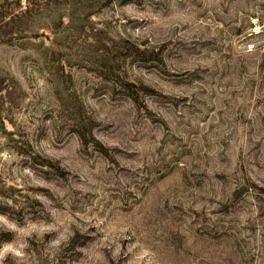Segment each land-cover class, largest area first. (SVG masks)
I'll return each mask as SVG.
<instances>
[{
	"label": "rangeland",
	"instance_id": "1",
	"mask_svg": "<svg viewBox=\"0 0 264 264\" xmlns=\"http://www.w3.org/2000/svg\"><path fill=\"white\" fill-rule=\"evenodd\" d=\"M58 1L0 0V264H264V0Z\"/></svg>",
	"mask_w": 264,
	"mask_h": 264
},
{
	"label": "trees",
	"instance_id": "2",
	"mask_svg": "<svg viewBox=\"0 0 264 264\" xmlns=\"http://www.w3.org/2000/svg\"><path fill=\"white\" fill-rule=\"evenodd\" d=\"M21 0H19V2H20ZM54 1V4H58V0H53ZM88 1H90V0H77V1H75V0H65L64 2H60L59 4H60V7H56V5H55V8H60V9H66L65 10V12L64 11H61V13L59 12L58 14H56V16H54V17H51V18H48L46 21H37L36 23H34L35 25H33L34 27L33 28H40V27H48V28H50V29H52V30H54V29H56L58 26H60V24H62V22H63V20H62V18H63V16H66L67 14H66V11H68V10H74V9H78L79 8V6L78 7H76V4H77V2H80V3H83V4H85L86 2H88ZM97 1H99L100 2V4H103V3H105V2H107V1H109V0H97ZM34 15H33V17H27V16H25V15H19V17H17V22H18V24H19V26H20V23L22 22V23H26L24 20H22L24 17H26L25 19H28V21L29 22H33V21H36V19H35V16H36V18H37V16H38V13L36 12V13H33ZM19 20V21H18ZM21 26H29L28 24L26 25V24H23V25H21ZM125 43L126 44H128L129 45V43H128V41L126 40L125 41ZM128 45H122V47L121 48H127V50H128V52H137L136 50H138L137 49V47H135V46H133L134 47V49H130L131 47H129ZM107 49V48H106ZM124 54H129V53H123L122 55L121 54H117V55H119V56H123ZM102 67L105 69V68H107L106 67V65L105 64H102ZM109 71L111 72V70L110 69H106L105 70V74H108L109 73ZM107 77L109 76V75H106ZM110 77V76H109ZM122 84H123V87L127 90V92H129L130 93V95H131V97H133V98H136V97H138V94H139V91H137V90H135V89H132V85L133 84H131L130 82H128V81H122ZM144 88V87H143Z\"/></svg>",
	"mask_w": 264,
	"mask_h": 264
}]
</instances>
